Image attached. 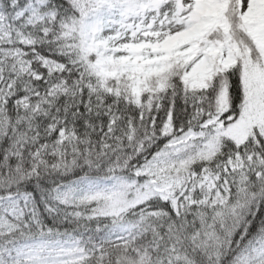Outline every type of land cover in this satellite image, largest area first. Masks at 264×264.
<instances>
[{
	"label": "snow or ice",
	"instance_id": "snow-or-ice-1",
	"mask_svg": "<svg viewBox=\"0 0 264 264\" xmlns=\"http://www.w3.org/2000/svg\"><path fill=\"white\" fill-rule=\"evenodd\" d=\"M0 264H264V0H0Z\"/></svg>",
	"mask_w": 264,
	"mask_h": 264
}]
</instances>
